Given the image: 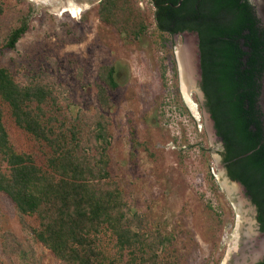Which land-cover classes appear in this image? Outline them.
<instances>
[{"label":"rangeland","instance_id":"rangeland-1","mask_svg":"<svg viewBox=\"0 0 264 264\" xmlns=\"http://www.w3.org/2000/svg\"><path fill=\"white\" fill-rule=\"evenodd\" d=\"M71 1L81 10L77 18L65 12ZM98 2L0 0V68L21 86H46L55 98L48 116L68 135L71 128L82 129L81 149L87 154H94L87 139L100 122L95 130L109 142L110 178L143 227L171 240L169 251L180 264H251L264 254V235L255 207L221 163L222 145L200 96L193 34L160 35L151 1L136 0L145 29L129 37L100 21ZM22 25L25 34L14 49H6L9 35ZM182 54L189 63L187 86ZM108 66L115 68L119 87L107 89L108 105L100 107L97 89L106 87L100 76ZM2 109L14 150L45 168L49 149ZM0 169H5L1 161ZM37 225L35 216H18L0 193V264H61L33 239L30 228Z\"/></svg>","mask_w":264,"mask_h":264},{"label":"trees","instance_id":"trees-1","mask_svg":"<svg viewBox=\"0 0 264 264\" xmlns=\"http://www.w3.org/2000/svg\"><path fill=\"white\" fill-rule=\"evenodd\" d=\"M150 1L160 35H198L199 87L222 145L221 163L227 177L244 187L264 234V119L258 105L264 27L255 7L250 0ZM136 5V0H101L97 15L102 23L137 38L145 25ZM25 32V25L13 30L5 48L14 49ZM100 77L106 87H98L97 100L106 107L107 89L119 87L115 68H102ZM54 104L46 86H21L0 68V161L5 164L0 169V193L18 216L37 218V227L30 228L33 239L61 264H180L169 251L171 240L143 227V219L130 210L110 178L109 142L95 130L100 122L94 123L87 139L94 143V154H87L81 149L82 129L71 128L68 135L55 126V117L48 116L46 108ZM2 105L18 129L49 149L45 168L14 150ZM102 237L107 238L106 245ZM4 242L3 247L12 252ZM110 244L116 258L109 253ZM256 264H264V257Z\"/></svg>","mask_w":264,"mask_h":264},{"label":"water","instance_id":"water-1","mask_svg":"<svg viewBox=\"0 0 264 264\" xmlns=\"http://www.w3.org/2000/svg\"><path fill=\"white\" fill-rule=\"evenodd\" d=\"M181 2L182 0H179L178 4H180ZM250 2L254 5L255 10H256V15L261 21L262 26L264 27V0H250ZM191 34H193V38L195 41V53L197 54L198 80L201 81L200 55H199V49H198V35L196 33H191ZM261 85H262V88H261L260 96L258 98V105H259V108L261 110V113L264 119V71L262 74ZM200 96L202 97V99H204V95L201 90H200ZM206 114H207V119L209 121V127L215 134L214 122L212 121L210 114L208 112ZM230 181L234 183L237 186V188H240L241 190L245 192L244 187L240 183L232 181V180ZM263 257H264V254L260 258L253 260L251 264H256L257 262L261 261Z\"/></svg>","mask_w":264,"mask_h":264},{"label":"bare ground","instance_id":"bare-ground-1","mask_svg":"<svg viewBox=\"0 0 264 264\" xmlns=\"http://www.w3.org/2000/svg\"><path fill=\"white\" fill-rule=\"evenodd\" d=\"M35 3L37 2H41V3H51L53 0H33ZM54 3V2H53ZM65 12H68L71 14V16H73L74 18H77V16L79 15V13H81V10L78 9L74 2H69L67 8L65 9ZM186 54V53H185ZM189 55V54H188ZM180 63H181V68H182V73H183V83L185 84V86H187V84H189L190 82L187 80V77L189 76V63H188V59L187 57H185L183 54L181 55V60H180ZM182 76V77H183ZM189 82V83H188ZM185 90V88H184ZM188 91V89H187ZM188 101H189V97L186 96Z\"/></svg>","mask_w":264,"mask_h":264},{"label":"flooded vegetation","instance_id":"flooded-vegetation-1","mask_svg":"<svg viewBox=\"0 0 264 264\" xmlns=\"http://www.w3.org/2000/svg\"><path fill=\"white\" fill-rule=\"evenodd\" d=\"M100 1H101V0H99V2H100ZM99 2H98V3H99ZM199 84H200V83H199ZM225 171H226V170H225ZM226 174H227V173H226ZM258 228H259V226H258ZM260 233H261V232H260ZM263 235H264V234H263Z\"/></svg>","mask_w":264,"mask_h":264}]
</instances>
